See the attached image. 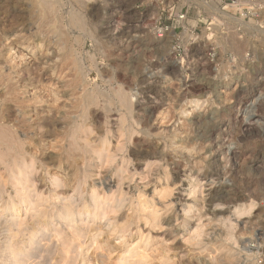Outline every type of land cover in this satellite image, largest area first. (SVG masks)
<instances>
[{
  "label": "rangeland",
  "instance_id": "obj_1",
  "mask_svg": "<svg viewBox=\"0 0 264 264\" xmlns=\"http://www.w3.org/2000/svg\"><path fill=\"white\" fill-rule=\"evenodd\" d=\"M32 1L0 0V205L15 195L16 180L10 181L7 167L19 166L11 159L24 160L22 183L25 172L31 173L27 200L8 218L17 222L36 219L37 212L55 213L48 220L70 234L76 231L74 223L56 214L70 201H91L105 191L113 195L109 205L118 216L142 212L130 205L152 199L160 225L148 231L142 217L130 220L128 228L110 237L111 244L120 234L125 238L113 257L127 255L143 231V239L151 238L139 242V249L166 247L172 264H264V80H252L264 77V0H242L236 6L229 0ZM226 13L235 20L226 19ZM225 81L234 86L224 89ZM239 95L246 103L237 120L229 117L223 124V106ZM192 98L199 105L181 118L177 111ZM162 111L167 116L159 126L156 117ZM248 119L254 125L245 129L241 125ZM70 168L71 184L79 181L73 184L75 192L70 190L67 199L55 196L62 184H51L48 175ZM189 174L198 178L193 193L182 191L189 183L180 180ZM166 175L172 193L153 192ZM100 179L106 180L103 185ZM141 191L145 195L137 200ZM209 196L222 198L210 202ZM188 198L195 202L186 215L181 204ZM25 207L32 212L26 214ZM107 219L102 223L110 228L116 220ZM33 221L31 227H37ZM195 226L200 230L187 242ZM9 230L17 236L8 231L0 236V264H14L9 244L21 249L29 238L16 226ZM54 233L40 230L22 263L39 264L55 251ZM87 247L89 253L92 247ZM73 249V255L79 252ZM149 259L163 264L164 257Z\"/></svg>",
  "mask_w": 264,
  "mask_h": 264
},
{
  "label": "bare ground",
  "instance_id": "obj_2",
  "mask_svg": "<svg viewBox=\"0 0 264 264\" xmlns=\"http://www.w3.org/2000/svg\"><path fill=\"white\" fill-rule=\"evenodd\" d=\"M34 1V0H33ZM32 1V2H33ZM44 1V0H43ZM203 1L202 3H206L205 0H201ZM39 2H42V0H40ZM48 3L47 4H50L49 1H47ZM121 2V1H120ZM264 2V1H263ZM37 3V2H36ZM46 2L44 1V4ZM42 4V3H41ZM43 4V5H44ZM39 5V4H38ZM215 5V4H214ZM42 6V5H41ZM45 6V5H44ZM49 6V5H47ZM39 7V6H38ZM46 8V7H45ZM40 9V8H38ZM50 9V8H47V10ZM52 9V8H51ZM218 9V8H217ZM45 10V9H44ZM216 10V9H215ZM219 10V9H218ZM42 12V11H41ZM45 12V11H44ZM96 12V11H95ZM40 13V11H39ZM96 14V13H95ZM113 14L114 13H110L109 15V19H111L113 17ZM41 15V14H40ZM46 15V14H45ZM73 18V17H72ZM45 19V18H44ZM75 19H77L75 17ZM78 20H76L77 22ZM74 22V21H72ZM80 25V24H79ZM40 26V25H39ZM41 29V28H40ZM260 30V29H259ZM263 31V30H262ZM44 32V30H43ZM232 32V31H230ZM259 32V31H258ZM234 33V32H232ZM237 34V33H236ZM234 33V37L236 35ZM230 34H228L229 36ZM232 37H229V38H233ZM236 38H238L236 36ZM235 38V39H236ZM234 39V38H233ZM240 39V38H238ZM229 40V39H228ZM237 40V39H236ZM235 42H238L239 40H237ZM56 41V40H55ZM241 41H242V38H241ZM246 41V39H245ZM244 41V42H245ZM235 42H232V43H235ZM57 43V42H55ZM26 44V43H25ZM241 44V43H240ZM240 44H237L236 43V46L238 47ZM243 47L245 46V43H243ZM51 45V44H50ZM54 45H58V44H54ZM234 45V44H233ZM242 45V44H241ZM49 47V46H48ZM230 47V46H229ZM235 47V46H233ZM232 47V48H233ZM241 47V46H240ZM240 47L238 48V50L240 49ZM242 47V48H243ZM231 48V49H232ZM236 48V47H235ZM9 50V49H8ZM8 56V55H7ZM241 56V55H240ZM7 58V57H6ZM54 58V57H53ZM60 58V57H59ZM197 58V57H195ZM239 58V57H238ZM12 59V57H11ZM13 60V59H12ZM55 62L57 60V58L54 59ZM54 62V63H55ZM196 62V61H195ZM244 62V61H243ZM257 63V62H256ZM243 64V63H242ZM235 67V65H234ZM233 69V68H232ZM260 69V68H259ZM226 70V69H224ZM228 70V69H227ZM226 73V72H224ZM254 73V72H253ZM241 74V73H240ZM260 74V71L259 72H256V76H259ZM51 76V75H50ZM58 76V75H56ZM243 77V76H242ZM245 77V76H244ZM56 78V77H55ZM236 77H232L231 79H235ZM249 78H252V76H246V80ZM258 77H255V79H252V80H256L255 82H259L260 80H264V77H261L258 78ZM59 79V78H57ZM230 79V80H231ZM237 79V78H236ZM63 80V79H62ZM218 80V79H217ZM239 80V79H238ZM240 80H244L243 78H241ZM223 82V81H222ZM254 82V81H253ZM252 82V83H253ZM244 83V82H242ZM53 86V85H52ZM232 86H234V83L231 82V81H225L224 84H223V88L224 89H229L231 88ZM240 88V87H239ZM51 90V89H50ZM240 90V89H239ZM250 90V89H249ZM120 91V90H119ZM122 92V91H121ZM124 92V91H123ZM122 92V93H123ZM223 92V91H222ZM221 92V93H222ZM54 93V92H52ZM122 96L124 95L121 94ZM120 95V96H121ZM56 96V95H55ZM126 98H124L127 102H129V99H127L128 97L126 95H124ZM238 97V96H237ZM235 98V99H231L230 101H228L229 103H226L225 106H223V111L226 115H224V119L223 121H225L223 124H226L229 117H232L233 119L236 117V115L241 111V109H243V106L245 105V101H244V97H242L241 95H239L238 98ZM262 97V96H261ZM92 98V97H89L87 98V100L89 101V99ZM72 99V98H71ZM120 99V98H119ZM123 99V98H121ZM90 100H93V99H90ZM202 100V99H201ZM201 100L199 99V102H201ZM204 100V99H203ZM124 100H122L121 102H123ZM125 101V102H126ZM90 102V101H89ZM120 102V101H119ZM120 102V105L123 106V104ZM124 102V103H125ZM198 101L197 99L195 98H192L189 100V106L186 108H180L181 111H177V112H180L179 115L181 118H187V116L189 115L190 113V108H196L198 105H197ZM64 104V103H63ZM127 103L124 104V107L123 108H126ZM130 104V102H129ZM127 104L129 106V110L130 111V105ZM188 105V104H187ZM160 106V105H159ZM143 108V107H142ZM253 108V107H252ZM17 109V108H16ZM49 109V108H48ZM154 109V108H153ZM231 109V110H230ZM51 110H53L51 108ZM166 110V109H165ZM15 111V110H14ZM54 111V110H53ZM168 111V110H167ZM228 111V112H227ZM231 111V112H230ZM63 112V111H62ZM61 112V113H62ZM132 112V111H130ZM65 113V112H64ZM73 113V112H72ZM234 113V114H233ZM255 114V113H254ZM166 116L167 114L165 113V111H162L158 117H156L157 119V122L159 123V126L161 125V123H164L163 122V119L165 120L166 119ZM176 116V115H175ZM221 116V115H220ZM30 117V116H29ZM73 117V116H72ZM120 117V116H119ZM250 117V116H248ZM246 117V118H248ZM65 118L68 119V116ZM113 118V117H112ZM27 119V118H26ZM115 119V118H114ZM180 119V118H179ZM236 119V118H235ZM237 120V119H236ZM240 120V119H238ZM245 120V119H244ZM242 120V121H244ZM71 121V120H70ZM251 120H247V121H244L243 124L241 125L242 127H248L250 125H254V123H251L250 122ZM256 121V120H255ZM68 122V121H67ZM66 122V123H67ZM120 122H123L121 123L122 125L125 123L124 122V119L121 120ZM179 122V121H178ZM188 122V121H187ZM70 123V122H69ZM157 123V124H158ZM242 123V122H241ZM110 124V123H109ZM177 124V123H176ZM70 125V124H69ZM118 125V124H117ZM233 125V124H232ZM119 126H121L119 124ZM162 126V125H161ZM189 126V125H188ZM230 126V125H229ZM238 126V125H237ZM245 127V129H246ZM225 128V127H224ZM68 129V128H67ZM120 129V128H119ZM125 129V128H124ZM163 129V128H162ZM161 129V130H162ZM248 129V128H247ZM62 130V129H61ZM71 130V129H70ZM129 130V129H127ZM159 130V132H164V131H161ZM63 131V130H62ZM166 131V130H165ZM117 132V131H116ZM29 133V132H28ZM115 133V132H114ZM162 134V133H161ZM26 135V134H25ZM65 135V134H64ZM215 135V134H214ZM31 137V136H30ZM70 138V137H69ZM26 139V138H25ZM46 140V139H45ZM20 142V141H19ZM18 143V142H17ZM52 143V142H51ZM71 143V142H70ZM55 144V143H54ZM14 145V144H12ZM19 145V144H18ZM72 145V144H71ZM56 147V146H55ZM59 147V146H57ZM20 148V147H19ZM76 148V147H75ZM72 149V148H71ZM58 150V149H57ZM60 150V149H59ZM62 150V149H61ZM66 150V149H65ZM45 151V150H44ZM51 151V150H49ZM54 151V150H53ZM67 151V150H66ZM20 152V151H19ZM58 152V151H57ZM61 152V151H60ZM66 152H63L62 154H64ZM2 154V153H1ZM8 154V153H7ZM61 154V155H62ZM2 155H5V154H2ZM16 155V154H15ZM71 155V154H70ZM11 156V155H9ZM102 156V155H101ZM3 158V156H1ZM19 156H15V158H17ZM22 157V156H21ZM59 157H62V156H59ZM67 157V156H66ZM69 157V155H68ZM97 157V156H96ZM99 157V156H98ZM233 157V156H232ZM5 160H9L8 158H6V156H4ZM12 158V157H11ZM14 158V156H13ZM20 158V157H19ZM63 158L65 159V156H63ZM22 158H20L21 160ZM67 159V158H66ZM3 160V159H1ZM23 160V159H22ZM68 160V159H67ZM70 160V159H69ZM175 160V159H174ZM14 163H16V167L18 168H15L14 164L13 166L11 167V165H9V168L7 167V169H9L8 173H9V177H10V181L11 180H16L15 183L12 182V187L14 186L15 188V195L13 197H9L8 200L6 202H3L1 205H0V236L2 235L3 237L6 236L5 235V232L8 231V236L9 234H12L10 233L9 231V228L11 226H16L18 231H24L26 232L25 235H27L28 237V240L24 241L23 244H25L26 246H23V248L21 249H16V247L14 246H17V245H14L15 243L13 244H9L8 246V249L12 251V259H13V263L14 264H23L22 261H21V257L23 254H25V252L27 254H30L31 256V253L33 251V245L35 244V242L33 241V238L39 233L40 230H44V229H49L50 231H55L54 235L52 236L54 238L53 242H55L56 244V250L55 251H52L50 254H48V257L46 258H43L42 257V261L41 263L39 264H153L152 262H147V260L149 258H152L155 259V260H161L162 257H164V260H161V263L163 264H172V262H169V258L167 257L168 255H165L167 253H165L167 250H165L166 247H164V249H159L158 247H153V248H142V249H139V242H145V241H149L150 240V236L147 235L146 238H142V232H139L138 234L140 235L137 236L139 237L138 238V242L133 245L129 250H128V254L127 255H124V256H121L120 254L117 255V257H113L112 254L114 251L116 250H119L125 243V238H124V234L123 235H119L120 239H116L115 243L114 244H111V241H110V237L111 235L117 234L118 229L120 228H128L130 225H129V222L130 220H134V219H137V218H140L141 217L143 218V221H144V224L145 226L147 225L148 226V231H150V229L154 228L155 226H159V217L157 216V209L155 207V205L153 204L152 199L148 200V199H140L142 196L145 195V191H141L142 193H138V197H137V201L136 204L133 206V205H130L132 206V208L134 209L135 207H138L139 209L142 208V212H132L131 214H127L125 212H121V214H119L117 216V212L118 210L114 209V206H110V200L112 199V196L113 195H107L105 194V191L102 193V196H91L92 197V200L91 201H87L85 200V198H83L82 202L74 204L73 202H69L68 204L66 205H63V207H60L59 209H57L56 211V214L58 215V217L62 218L64 217L65 220H70L72 221V223H74V226L76 228V231H72L70 234H65L64 232L62 231H57L58 230V226L56 225V223H52L51 221L48 220V217L50 215V218L52 217V215H54L55 213H47V212H37V216L35 214V216L37 217L36 219H33V220H36L38 221V226L37 227H31L32 225L30 224H33V220H29V218L27 220H19L17 222H14V221H11V219L13 218H8L9 216L8 215H12V214H15L16 212L20 211V202H24L27 200V194L28 193V190H29V187L31 184L27 185V182H29V174H31L29 171V173H26L25 171V177H26V180L23 181L25 183H22L21 182V178L20 177H24L20 175V173H23L22 170L20 169V165L24 163V160L23 161H19L17 159V161L15 160H12ZM63 161V160H62ZM10 162V161H9ZM30 162V161H29ZM59 162V161H58ZM66 162V161H64ZM68 162V161H67ZM81 162V161H79ZM136 162V161H135ZM4 163V162H3ZM1 163V164H3ZM8 163V162H6ZM5 163V164H6ZM61 163V162H60ZM59 163V164H60ZM12 164V163H11ZM27 164V163H26ZM67 164V163H66ZM70 164V163H69ZM8 165V164H7ZM57 165V164H56ZM65 165V164H63ZM78 165V163L76 164ZM82 164H79V166H81ZM61 167V165H59ZM66 166V165H65ZM74 166V165H73ZM63 167V166H62ZM29 168V167H27ZM75 168V167H74ZM80 168V167H79ZM26 169V168H25ZM33 169V168H32ZM31 169V170H32ZM48 169V168H47ZM72 168H70V170H67V172L65 173V171H61V170H54L51 172V174L48 175V182H50L51 184H53L54 182H56V180L60 181V183L62 184H59L61 185L62 187L56 191H54L53 193H55V196L56 195H61L62 197H65L66 199L69 198V196L71 195L70 194V190H72L71 193L75 192L74 188H73V184L79 181H76L74 183L71 184V182L73 181L71 177H69L68 175V171H71ZM77 169V168H75ZM74 169V170H75ZM166 169V168H165ZM21 170V171H20ZM72 170V173L75 171ZM138 170V169H137ZM27 171V170H26ZM33 171V170H32ZM77 171V170H76ZM79 172V171H78ZM1 173V172H0ZM63 173V174H62ZM70 173V172H69ZM76 174V173H75ZM3 177V174L1 175ZM74 176V175H72ZM78 176V175H76ZM166 178V180H162V183H155L153 185V189L152 191L155 192V190H159L160 193L162 191H164V194L162 195H169L170 193H172L173 190L169 189L168 188V184H169V179H168V175L164 176ZM170 177V176H169ZM184 178L180 181L182 182H186V183H189L187 189H183L182 191H192L191 193H193L194 191V188H196V185H197V182H198V178H195L194 176H192V174L190 175H187V176H183ZM18 178H20L21 180H19ZM102 178V177H101ZM104 178V177H103ZM162 178V177H161ZM182 178V177H181ZM3 179V178H2ZM75 179V178H74ZM79 180V179H78ZM9 181V182H10ZM57 181V182H58ZM100 181H102L100 179ZM106 181V180H104ZM104 181L102 182H99L100 184L103 185ZM47 182V183H48ZM199 182H201V180H199ZM3 183V182H1ZM37 184V183H36ZM25 185H27L25 187ZM34 185V184H33ZM54 185V184H53ZM75 185V184H74ZM100 185V186H102ZM184 185V184H183ZM200 185V184H199ZM2 186H5L2 185ZM77 186V185H76ZM54 187V186H53ZM56 187V186H55ZM75 187V186H74ZM33 190H37L38 187H35L33 186ZM76 189V188H75ZM167 190V192H165V190ZM32 190V188L30 189ZM55 190V189H54ZM77 190V189H76ZM110 190V189H109ZM147 190V189H146ZM79 191V190H78ZM158 191V192H159ZM230 191V190H229ZM3 192V191H2ZM19 192H21V194L19 195ZM77 192V191H76ZM82 192V191H81ZM102 192V191H101ZM226 193H228V191H224ZM4 193V192H3ZM53 193H51V196L53 195ZM122 193V192H120ZM187 193V192H186ZM190 193V194H191ZM127 194H128V191H127ZM185 194V193H184ZM79 195V194H78ZM93 195V194H92ZM198 195V194H196ZM221 195V194H219ZM227 197L226 194H223ZM8 196V195H7ZM50 196V195H49ZM68 196V197H67ZM73 196V195H72ZM126 196V195H125ZM194 196V195H193ZM21 197V198H20ZM38 197V196H37ZM124 197V196H122ZM164 197V196H163ZM205 197V196H204ZM40 198V197H39ZM77 198V197H76ZM126 198V197H125ZM124 198V199H125ZM193 198V197H192ZM187 199V201H185L184 203L181 204V207H182V210L184 211V213H187L191 210V203L195 202V198L194 200L193 199ZM217 198H222V196H209L208 199L210 200V202H213L215 200H217ZM2 199V198H1ZM18 199V201H16ZM20 199V200H19ZM30 199V198H29ZM79 199V198H78ZM122 199V198H121ZM178 199L182 200L183 199V195L179 194L178 195ZM177 199V200H178ZM198 199V198H197ZM204 199V198H203ZM4 201V200H3ZM16 201V202H15ZM34 201V200H33ZM42 202V200H40ZM69 201V200H68ZM75 201V199H74ZM220 201V200H219ZM35 202V201H34ZM41 202H38V203H32L31 206L32 207H38L41 205ZM151 202V203H149ZM205 202V201H204ZM252 203V202H251ZM254 204V203H253ZM121 205V204H120ZM204 205V204H203ZM248 205V204H247ZM246 205V206H247ZM152 208V211L151 212H148V213H145V210L147 208ZM200 207V206H199ZM26 211V214H29L32 212L31 210V207H25L24 208ZM43 209V208H42ZM36 210H40L39 209H36ZM199 209H196V212L198 211ZM203 210V209H202ZM25 214V215H26ZM213 214V213H212ZM239 214V213H238ZM191 218L192 216H194L193 214L190 215ZM106 219L107 220H116V222H114V225L110 228L109 225H105L103 224V220L102 219ZM188 217V216H186ZM204 217V216H203ZM216 217V216H215ZM201 217H199L200 219ZM237 219V218H236ZM86 220V221H85ZM102 220V221H101ZM120 220V221H119ZM178 220V219H177ZM183 220V219H182ZM187 220V219H186ZM11 221V222H10ZM106 221V220H105ZM183 222V221H182ZM36 223V222H35ZM86 223V225H84ZM186 224V223H185ZM202 225V224H201ZM204 225V224H203ZM203 227V226H202ZM189 227V225H185V230H187ZM192 230V229H191ZM200 229H198V227H194L193 231L195 232L194 234H189L188 237L186 238V241L189 242L191 241V239L193 238L192 236L193 235H196L198 233ZM202 230V229H201ZM7 233V232H6ZM28 233V234H27ZM86 233V234H84ZM190 233V232H189ZM200 233V232H199ZM16 233L10 235L11 237H14V236H17L15 235ZM81 234H84V235H81ZM178 235V234H177ZM175 236V235H174ZM3 237H0V239ZM136 237V238H137ZM196 239V238H194ZM162 240V243H166L168 241H166V239H160ZM21 241V240H20ZM15 242V241H14ZM22 242H23V239H22ZM21 242V243H22ZM53 242H51L53 244ZM160 243V242H158ZM157 243V244H158ZM17 244V243H16ZM46 244V243H45ZM161 244V243H160ZM14 245V246H13ZM73 245L74 247L77 246V248L79 249V252L75 255H73V253H75L76 250H74L73 248L70 249ZM85 245H87L89 247H92L91 248V251L89 253L85 252L87 250H85ZM159 245V244H158ZM165 244H163L164 246ZM71 246V247H70ZM157 246V245H156ZM160 247V246H159ZM18 248V246H17ZM55 248V247H54ZM26 249V250H25ZM76 249V248H75ZM28 251V252H27ZM26 255V254H25ZM28 257L26 258H29V255H27ZM33 256V255H32ZM127 258H133L132 260H126ZM48 259V260H47ZM150 260V259H149ZM16 263H15V262ZM21 261V262H20ZM171 261V260H170ZM39 262V261H38ZM37 263V262H36ZM155 263V262H154ZM156 264V263H155Z\"/></svg>",
  "mask_w": 264,
  "mask_h": 264
},
{
  "label": "built area",
  "instance_id": "obj_3",
  "mask_svg": "<svg viewBox=\"0 0 264 264\" xmlns=\"http://www.w3.org/2000/svg\"><path fill=\"white\" fill-rule=\"evenodd\" d=\"M207 1H210V0H207ZM225 1H226V0H221L222 3H225ZM241 1H242V0H229L228 3L230 2V3H232L234 6H236V5H238V4H239V5H240V4H243ZM226 15H227L226 19L235 20V17L230 16V15L227 14V13H226ZM179 17H180V18H183L184 16L182 15V13H180V14H179Z\"/></svg>",
  "mask_w": 264,
  "mask_h": 264
}]
</instances>
